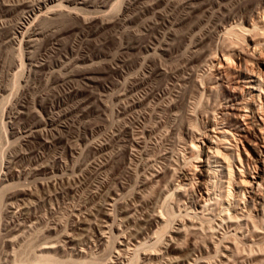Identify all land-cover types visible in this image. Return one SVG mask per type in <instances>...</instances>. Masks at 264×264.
Returning a JSON list of instances; mask_svg holds the SVG:
<instances>
[{
	"label": "rangeland",
	"instance_id": "obj_1",
	"mask_svg": "<svg viewBox=\"0 0 264 264\" xmlns=\"http://www.w3.org/2000/svg\"><path fill=\"white\" fill-rule=\"evenodd\" d=\"M2 1L0 264L43 254L58 264H264L260 142L234 119L254 80L237 56L248 76L264 73L260 0H204L185 21L189 10L166 0L34 1L78 6L89 21L40 22L28 45L15 34L30 13ZM226 146L243 159L240 187L218 168L201 177L205 152L223 158ZM252 176L263 178L261 200L251 198Z\"/></svg>",
	"mask_w": 264,
	"mask_h": 264
},
{
	"label": "bare ground",
	"instance_id": "obj_2",
	"mask_svg": "<svg viewBox=\"0 0 264 264\" xmlns=\"http://www.w3.org/2000/svg\"><path fill=\"white\" fill-rule=\"evenodd\" d=\"M7 1V0H6ZM5 0L4 1H2V3L3 2H6ZM9 1V0H8ZM7 1V2H8ZM12 2L14 1V2H17L16 3V6L18 7V8H23V9H25V10H27L26 12H27V14L28 13H30V17H29V19L28 20H26V22H19V29H20V31H18L17 33L16 32H14V33H16L15 35H19V37L21 38V40H20V43H21V45L24 43V44H30V43H32L33 41H34V39H38V38H35L36 36H38V35H41L42 33H39L38 32V25H39V23L41 22V23H43V22H48V21H50V20H55L54 18H58L59 16L63 19V18H66L67 16H69V17H72V15H74V16H76V17H79V18H81V16H82V14L80 15V13L79 14H77L78 13V11H79V9H81V10H83L82 8H79L78 6H73L74 8H71V9H69L68 7L69 6H67V4L66 5H64V3L62 4V2L61 3H58V4H56V5H53L52 4V6H46V8H44L43 9V7H41V8H35V5L37 4L36 2H44V3H46L45 1L46 0H11ZM34 1H36V2H34ZM48 1V0H47ZM55 1V0H54ZM58 1V0H57ZM63 2H64V0H62ZM71 1H73L76 5H79V4H83V2L84 1H86V3L88 2L87 0H67L66 2H68L69 4L71 3ZM90 1V0H89ZM91 1H93V0H91ZM90 1V2H91ZM106 0H104L103 2H105ZM126 1V0H125ZM136 1V0H135ZM138 1H140V0H138ZM138 1H136V2H138ZM141 1H143V0H141ZM145 1V0H144ZM151 1L152 0H149V1H147L148 3L150 2V4H151ZM158 1V0H157ZM159 1H164V2H162V4L164 3L165 4V0H159ZM60 2V1H59ZM103 2H102V4H103ZM107 2V1H106ZM105 2V3H106ZM146 2V1H145ZM1 3V4H2ZM36 3V4H35ZM94 3H95V1H94ZM93 3V4H94ZM143 4H144V2H142ZM156 3V2H155ZM161 2H159V4H160ZM166 5H170L171 7H174V5H176V6H179V8L180 7H182L184 10H189V12H188V18H184V21L185 20H187V19H191V18H193V17H197L198 16V13L199 12H201V10L203 9L204 10V6H206V4H205V2H204V0H166ZM9 4H11V5H13L12 3H9ZM43 4V3H42ZM49 4V3H48ZM48 4H46V5H48ZM74 4V5H75ZM107 4H109V3H107ZM107 4L105 5L104 4V6H107ZM149 4V5H150ZM3 5L4 4H2V7H3ZM39 6H40V4H38ZM44 5V4H43ZM87 5V4H86ZM88 5H89V3H88ZM145 5V4H144ZM161 5V4H160ZM259 6H256V8L258 7V9L260 10V8H263L264 9V0H260V2H259V4H258ZM1 6V5H0ZM45 6V5H44ZM93 6V5H92ZM97 6V5H96ZM95 6V7H96ZM124 6V5H123ZM132 6V5H131ZM156 6H158V3H157V5ZM170 6H169V8H170ZM1 7V8H2ZM37 7V6H36ZM64 7H66V8H64ZM94 7V6H93ZM4 8L9 12L10 11V6H8V4L7 5H5L4 6ZM14 8V7H13ZM68 8V9H67ZM130 8V7H129ZM207 8V7H206ZM17 9V8H16ZM73 9V10H72ZM254 9V8H253ZM257 9V10H258ZM17 10H19V9H17ZM77 10V11H76ZM252 10V9H251ZM4 12H5V10H3ZM14 11V10H13ZM74 11V12H73ZM207 11V10H206ZM261 11V10H260ZM82 12V11H81ZM121 12H122V10H121ZM254 12V11H253ZM257 12V11H256ZM261 12H264L263 10L261 11ZM7 13V12H6ZM17 13V12H16ZM95 13V12H94ZM22 14V13H21ZM26 14V13H25ZM85 14V13H84ZM83 14V15H84ZM86 14H87V12H86ZM99 14V13H98ZM108 14V13H107ZM122 14V13H121ZM238 14V13H237ZM257 14V20L256 21H258V23H263V25H264V15L263 14H261V13H259V12H257L256 13ZM7 15V14H6ZM9 15V14H8ZM88 15H89V13H88ZM113 15V14H112ZM65 16V17H64ZM86 16V15H85ZM160 16V15H159ZM15 17V16H14ZM26 17V16H25ZM59 17V18H60ZM69 17H67V18H69ZM84 17V16H83ZM186 17V16H185ZM16 18V17H15ZM14 18V19H15ZM21 18V17H20ZM19 18V19H20ZM56 18V19H57ZM59 18H58V20H59ZM88 17H85V18H83L84 19V22H88L89 21V19H87ZM91 18H93V17H91ZM96 18V17H95ZM105 18V17H104ZM107 18V20H105V19H103L102 18V16H101V18L100 19H98L99 20V22L101 23V25L102 24H107V23H110L109 21H111L112 19L111 18H108V17H106ZM7 19V18H6ZM9 19H11V18H9ZM8 19V20H9ZM18 19V20H19ZM27 19V18H26ZM72 19V18H71ZM74 19V18H73ZM72 19V20H73ZM78 19V18H77ZM82 19V18H81ZM83 19H82V21H83ZM109 19V20H108ZM116 19V18H115ZM119 19V18H118ZM12 20V19H11ZM92 20H94V19H92ZM183 20V19H182ZM192 20V19H191ZM7 21V20H6ZM22 21V20H21ZM55 21H57V20H55ZM95 21V20H94ZM115 21V20H114ZM170 21V20H169ZM10 22V21H9ZM13 22V21H12ZM53 22V21H52ZM98 22V23H99ZM112 22V21H111ZM187 22V21H186ZM204 22V21H203ZM58 23V22H57ZM68 23V22H67ZM90 23H92V21L90 22ZM94 23V22H93ZM116 23V22H115ZM115 23H113V24H115ZM247 23H248V21H247ZM86 24V23H85ZM182 24V23H181ZM250 24H251V22H250ZM255 24H257L256 22H255ZM255 24H252L251 26H256ZM15 25V24H14ZM16 25H17V23H16ZM83 25H84V23H83ZM110 25H111V23H110ZM179 25V24H178ZM241 25V24H240ZM261 25V24H260ZM259 25V26H260ZM104 26H107V25H104ZM145 26H146V24H145ZM239 26V25H238ZM253 26V27H254ZM18 27V26H17ZM151 27V26H150ZM196 27V26H195ZM243 27V26H242ZM143 28V27H142ZM188 28V27H187ZM244 31H248V32H250L251 31V29H247L245 26H244ZM255 28V27H254ZM257 28H260V27H257ZM262 28V27H261ZM44 29V28H43ZM225 30V29H224ZM40 31V30H39ZM174 31V30H173ZM177 31V30H176ZM244 31H243V33H244ZM253 31V30H252ZM41 32V31H40ZM229 32H232V31H229ZM236 32H238V31H236ZM240 32V31H239ZM44 33V32H43ZM177 33V32H176ZM190 33V32H189ZM253 33V32H252ZM259 34V33H258ZM14 35V34H13ZM249 35V34H248ZM247 36V35H246ZM245 36V37H246ZM256 36V35H255ZM11 37V39H12V36H8V38H10ZM241 37V36H240ZM244 37V36H243ZM244 37V38H245ZM17 38V37H16ZM145 38V37H144ZM233 38V37H232ZM239 38V37H238ZM255 38V37H254ZM14 39H15V37H14ZM18 39V38H17ZM253 40V39H252ZM36 41V40H35ZM257 42H258V40H256ZM260 42H264V41H261V40H259ZM165 42V41H164ZM228 42V41H227ZM36 43V42H35ZM229 43V42H228ZM235 43V42H234ZM254 43H255V41H254ZM167 44V43H166ZM169 44V43H168ZM20 45V46H21ZM243 45V44H242ZM250 45V44H249ZM255 45V48L254 49H257V46H259V45H261L260 43H255L254 44ZM33 46V45H32ZM161 47V46H160ZM163 47H165V46H163ZM21 48V47H20ZM23 48V47H22ZM147 48V47H146ZM162 48V47H161ZM170 48V47H169ZM169 48H167V49H169ZM242 48V47H241ZM14 49V48H13ZM166 49V50H167ZM158 50V49H157ZM262 50H264V49H262ZM20 51V50H19ZM25 51V50H24ZM179 51V50H178ZM201 51V50H200ZM36 52V51H35ZM261 53V52H260ZM233 54V53H232ZM241 54H242V52H241ZM263 55V54H262ZM261 55V56H262ZM129 57V56H128ZM225 57V56H224ZM228 57H229V55H228ZM78 58V57H77ZM235 58V57H234ZM233 58V59H234ZM237 58H238V60H240V61H242V62H240V70H241V72H242V74L244 73V74H246V78H248V79H250V78H254V80H252V81H249L248 82V84H249V86H250V96H251V99L249 100V101H246L243 97H242V99H243V101H242V111L240 112V113H238V115H235V117H234V119H235V125L237 126V128L238 129H240L241 131H242V133H244V135L245 136H250L253 132L255 133V134H257V137H258V141L260 142L258 145H256V149H257V151H258V153H257V159H258V161H260L261 163H263L264 164V115L263 116H261V114L259 113V111L261 110H259V108H260V106L261 105H264V101H262L261 100V98H262V96L264 95V78H263V76L261 75V74H259V76H248L247 75V73H245L246 72V69H244V65H243V60H242V58H240L239 56H237ZM18 59V58H17ZM214 59V58H213ZM229 59V58H228ZM228 59H227V57H226V62H227V64H230V63H228ZM244 59V58H243ZM263 60H264V58H262ZM80 60V59H79ZM91 60V59H90ZM128 60V59H127ZM190 60V59H189ZM74 61V60H73ZM73 61H72V63H73ZM76 61H78V60H76ZM76 61H74V62H76ZM246 60H244V62H245ZM215 62H217V61H215ZM229 62H231V57H230V61ZM234 62V61H233ZM71 63V64H72ZM79 63V62H78ZM263 63V62H262ZM69 64V63H68ZM77 64V63H76ZM260 64H261V62H260ZM264 64V63H263ZM262 64V65H263ZM21 65H23V63H21ZM27 65V64H26ZM32 65V64H31ZM35 65V64H34ZM204 65V64H203ZM37 66V65H36ZM72 66V65H71ZM75 66V65H74ZM93 66V65H92ZM229 65H227V67H228ZM24 67V66H23ZM35 67V66H34ZM69 67H70V65H69ZM208 67V66H207ZM80 68H82V67H80ZM90 68V67H89ZM88 68V69H89ZM179 68V67H178ZM87 69V68H86ZM87 69V70H88ZM158 69V68H157ZM86 70V72L88 73V71ZM91 70H93L92 69V67H91ZM89 71V72H91L92 73V71ZM172 70V69H171ZM208 70V69H207ZM85 71V70H84ZM82 72V71H81ZM168 72V71H167ZM240 72V71H239ZM262 73V72H261ZM90 74V73H89ZM226 74V73H225ZM168 75V74H167ZM197 75V74H196ZM17 76V75H16ZM87 76V75H86ZM19 77V76H18ZM167 77V76H166ZM91 79V78H90ZM199 79V78H198ZM245 79V78H244ZM15 81V80H14ZM197 81V80H196ZM80 82V81H79ZM130 82V81H129ZM5 83V82H4ZM10 83V82H9ZM14 83V82H13ZM15 85V84H14ZM187 85V84H186ZM191 85V84H190ZM12 86V85H11ZM79 86V85H78ZM197 86V85H196ZM85 87V86H84ZM193 89V88H192ZM195 89V88H194ZM193 89V90H194ZM200 89V88H199ZM198 90V89H197ZM188 92V91H187ZM193 93V92H192ZM235 95V94H234ZM236 96V95H235ZM27 98V97H26ZM200 100V99H199ZM20 102V101H19ZM199 102V101H198ZM21 103V102H20ZM19 103V104H20ZM9 104V103H8ZM189 104V103H188ZM18 105V104H17ZM13 106V105H12ZM262 107V106H261ZM264 107V106H263ZM195 111V110H194ZM186 115V114H185ZM191 116V115H190ZM97 122V121H96ZM102 123V122H101ZM97 124V123H96ZM192 125V124H191ZM44 130V129H43ZM194 131V130H193ZM218 132V131H217ZM143 140V139H142ZM212 142V141H211ZM227 142H228V139H227ZM215 144V143H214ZM230 145V144H229ZM211 146V145H210ZM194 147V146H193ZM213 148V147H212ZM216 148V147H215ZM197 150V149H196ZM195 150V151H196ZM226 151L229 153V154H227L226 156L224 155V157H226L227 159H228V161H229V158H231L232 157V160L230 159V161L229 162H227V159L225 160L224 159V157L222 158L221 157V151H219V148H217V149H215L214 151H206L205 152V155H206V159L203 161L204 162V170L201 172V177L202 178H204V180L206 181V179L207 178H209V177H211L210 179H212V173H214V171H215V173H216V169L218 168L219 169V171H221V172H223V173H226L225 175L227 176L228 175V177H229V184H231V186L232 185H237V187H238V185H239V187H240V185L241 184H243L244 182H241V181H243V180H239V181H236V180H238V179H233L234 178V173H235V167H236V165H239L240 164V166L242 167L243 166V162H242V158H241V156H240V154H238L237 156H236V154H235V152H234V149L232 148V147H228V146H226ZM198 152V151H197ZM20 153V152H19ZM220 153V154H219ZM227 156H229V158L227 157ZM231 156V157H230ZM240 156V157H239ZM214 163H216V164H214ZM236 164V165H235ZM181 165V164H180ZM238 169V171H241L240 170V167H236V170ZM175 171V170H174ZM218 171V170H217ZM182 172V171H181ZM189 173V172H188ZM236 173H238V172H236ZM263 173V172H262ZM262 173H261V175H262ZM217 174V173H216ZM180 175V174H179ZM178 175V176H179ZM204 175V176H203ZM215 175V174H214ZM216 176V175H215ZM240 176V175H239ZM175 177V176H174ZM181 177V181H182V183L183 184H186L185 183V181H187L188 179H190V178H188V175L186 174V173H183V175H181L180 176ZM179 177V178H180ZM252 178H253V181H251V183H250V193H251V198H253V200H261V199H263V196L260 194V188H262V184H263V178L260 176V177H257V178H255V176H252ZM260 178V179H259ZM1 179V178H0ZM2 180V179H1ZM57 180V179H56ZM177 180H178V177H177ZM191 180V179H190ZM226 180V179H225ZM263 181V182H260V181ZM180 181V180H179ZM189 181V180H188ZM212 181V180H211ZM176 181H174V183H175ZM240 182V183H239ZM250 182V181H249ZM170 183V182H169ZM169 183H167V184H169ZM179 183V182H178ZM207 183V182H206ZM247 183V182H246ZM180 184V183H179ZM182 184V186H184ZM209 184V183H208ZM212 184V183H211ZM176 185V184H175ZM178 185V184H177ZM181 186V185H180ZM221 186V185H220ZM242 186V185H241ZM243 186H246V184L245 185H243ZM234 187V186H233ZM217 188V187H216ZM235 188V187H234ZM249 188V187H248ZM232 189V188H231ZM19 190V189H18ZM262 190V189H261ZM22 192V191H21ZM249 192V191H248ZM24 193V192H23ZM25 193H27V191L25 192ZM211 193V192H210ZM20 194V193H19ZM230 194H232V196H233V192H232V190H229V193H228V197H229V195ZM171 195V194H170ZM230 198V197H229ZM250 198V199H251ZM182 200V199H181ZM224 200V199H223ZM229 200V199H228ZM264 200V199H263ZM126 201V200H125ZM134 202V201H133ZM181 203V202H180ZM192 203V202H191ZM201 205V204H200ZM142 206V205H141ZM240 206V205H239ZM218 207V206H217ZM109 209V208H108ZM255 209V208H254ZM111 211V210H110ZM238 211V210H237ZM109 212V211H108ZM157 214V213H156ZM160 214V213H159ZM163 214V213H162ZM201 214V213H200ZM131 216V215H130ZM159 216V215H158ZM158 216H154L153 218H152V221L154 222L156 219H157V217ZM228 216V215H227ZM234 216V215H233ZM237 216V215H236ZM27 218H30V216L29 217H27ZM184 218V217H183ZM200 218V217H199ZM230 218V217H229ZM242 218V217H241ZM248 218V217H247ZM252 218V217H251ZM205 220V219H204ZM151 221V220H150ZM191 221V220H190ZM231 221V220H230ZM233 221V220H232ZM256 221V220H255ZM157 222V221H156ZM236 222V221H235ZM151 223V222H150ZM158 224V223H157ZM166 224V223H165ZM248 224V223H247ZM12 225V224H11ZM202 225V224H201ZM209 226V225H208ZM183 227V226H182ZM186 227H188V226H186ZM185 227V228H186ZM190 227H191V225H190ZM194 227V226H193ZM204 227V226H203ZM258 227V226H257ZM15 228H16V226H15ZM15 228H14V230H15ZM163 228V227H162ZM170 228V227H169ZM184 228V227H183ZM19 229V228H18ZM191 229H193V228H191ZM196 230H197V228H195ZM239 229V228H238ZM249 229V228H248ZM144 230V229H143ZM184 230V229H183ZM179 226H178V229H176V233H177V235L178 234H180L182 231H183ZM187 230V229H186ZM195 230V231H196ZM198 230H199V227H198ZM263 230V229H262ZM13 231V230H12ZM194 231V230H193ZM238 231V230H237ZM75 232V231H74ZM245 232V231H244ZM46 233V232H45ZM195 233H197V232H195ZM194 233V234H195ZM208 233V232H207ZM204 234V233H203ZM244 234V233H243ZM264 234V233H263ZM22 235V234H21ZM83 235V234H82ZM215 236V235H214ZM241 236V235H240ZM176 237H178V236H176ZM181 238V237H180ZM240 238V237H239ZM220 239V238H219ZM46 240V239H45ZM150 241V240H149ZM163 241V240H162ZM185 242V241H184ZM215 245V244H214ZM205 246V245H204ZM49 247H51V246H49ZM49 247H47V248H49ZM173 247V246H172ZM241 247V246H240ZM46 248V249H47ZM52 248H55V246L53 247L52 246ZM190 248V251H193V250H195L196 249V247L195 246H190L189 247ZM188 248V249H189ZM43 249V248H42ZM110 249V248H109ZM49 251H50V248L48 249ZM176 252H178L179 253V255H180V257H184V256H187L188 255V252H183V251H180V250H177V249H174ZM52 251V250H51ZM34 254V253H33ZM39 254V253H38ZM44 255V254H43ZM43 255H42V257H39V259H37L35 262H33L32 264H58V262H55V258H53V260H51V259H49V258H47V257H43ZM234 255V254H233ZM256 255V254H255ZM261 255V254H260ZM39 256V255H38ZM37 256V257H38ZM50 258H52L51 257V255H48ZM105 256V255H104ZM137 256V255H136ZM240 257V256H239ZM257 258V257H256ZM242 259V258H241ZM255 259V258H254ZM35 260V259H34ZM128 262V261H127ZM138 262V261H137ZM208 262V261H207ZM262 262V261H261ZM64 263V262H63ZM206 263V262H205ZM22 264H25V263H22ZM89 264V263H88ZM210 264V263H209ZM212 264V263H211ZM216 264V263H215ZM230 264V263H229ZM236 264V263H235Z\"/></svg>",
	"mask_w": 264,
	"mask_h": 264
}]
</instances>
